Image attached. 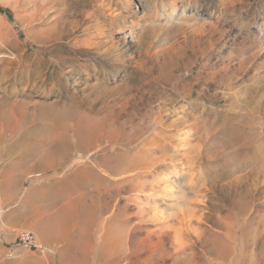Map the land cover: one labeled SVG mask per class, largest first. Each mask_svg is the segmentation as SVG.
Masks as SVG:
<instances>
[{"label":"rangeland","instance_id":"rangeland-1","mask_svg":"<svg viewBox=\"0 0 264 264\" xmlns=\"http://www.w3.org/2000/svg\"><path fill=\"white\" fill-rule=\"evenodd\" d=\"M0 264H264V0H0Z\"/></svg>","mask_w":264,"mask_h":264},{"label":"bare ground","instance_id":"bare-ground-1","mask_svg":"<svg viewBox=\"0 0 264 264\" xmlns=\"http://www.w3.org/2000/svg\"><path fill=\"white\" fill-rule=\"evenodd\" d=\"M113 25V24H112ZM100 31V30H99Z\"/></svg>","mask_w":264,"mask_h":264},{"label":"built area","instance_id":"built-area-1","mask_svg":"<svg viewBox=\"0 0 264 264\" xmlns=\"http://www.w3.org/2000/svg\"><path fill=\"white\" fill-rule=\"evenodd\" d=\"M28 237H29V235H28Z\"/></svg>","mask_w":264,"mask_h":264}]
</instances>
